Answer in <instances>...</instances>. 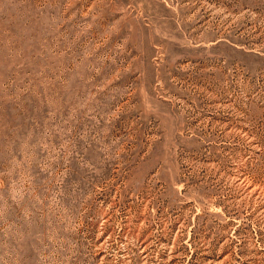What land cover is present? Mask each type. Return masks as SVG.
<instances>
[{
  "label": "rangeland",
  "instance_id": "obj_1",
  "mask_svg": "<svg viewBox=\"0 0 264 264\" xmlns=\"http://www.w3.org/2000/svg\"><path fill=\"white\" fill-rule=\"evenodd\" d=\"M0 264H264V0H0Z\"/></svg>",
  "mask_w": 264,
  "mask_h": 264
}]
</instances>
